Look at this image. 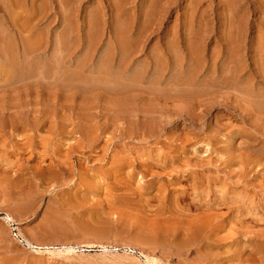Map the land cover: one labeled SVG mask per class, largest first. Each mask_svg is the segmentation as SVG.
Segmentation results:
<instances>
[{
    "label": "rangeland",
    "instance_id": "rangeland-1",
    "mask_svg": "<svg viewBox=\"0 0 264 264\" xmlns=\"http://www.w3.org/2000/svg\"><path fill=\"white\" fill-rule=\"evenodd\" d=\"M0 264H264V0H0Z\"/></svg>",
    "mask_w": 264,
    "mask_h": 264
},
{
    "label": "bare ground",
    "instance_id": "bare-ground-1",
    "mask_svg": "<svg viewBox=\"0 0 264 264\" xmlns=\"http://www.w3.org/2000/svg\"><path fill=\"white\" fill-rule=\"evenodd\" d=\"M89 134H90V133H89ZM86 136H87V135H86ZM89 137H90V136H89ZM57 172H58V171H57ZM58 173H59V172H58ZM54 176H55V175H54ZM6 221L9 222L10 224L14 222V220H13V218H12L11 216H7V217H6ZM211 221H212V220H211ZM14 225H15V224H12V227H13ZM188 227H189V226H188ZM162 230H163V229H162ZM198 230H199V229H198ZM165 231H166V230H165ZM47 233H48V232H47ZM152 234H153V233H152ZM173 234H174V233H173ZM60 235H61V234H60ZM189 236H190V235H189ZM62 237H64V236H62ZM22 239H23V238H22ZM22 239L20 240L21 243H23V244L26 243V245L32 247L33 249H35V250H37V251H38V250H42V249H40V248H36V247H34L33 244L30 243V241H28V240H26V239H23V240H22ZM20 241H19V242H20ZM68 249H69V248H68ZM68 253H69V251H68Z\"/></svg>",
    "mask_w": 264,
    "mask_h": 264
}]
</instances>
